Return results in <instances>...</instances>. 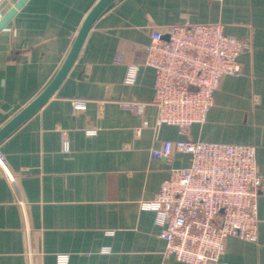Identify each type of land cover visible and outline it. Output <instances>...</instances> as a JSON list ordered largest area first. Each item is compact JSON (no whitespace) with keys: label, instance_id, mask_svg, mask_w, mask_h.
Instances as JSON below:
<instances>
[{"label":"crops","instance_id":"crops-1","mask_svg":"<svg viewBox=\"0 0 264 264\" xmlns=\"http://www.w3.org/2000/svg\"><path fill=\"white\" fill-rule=\"evenodd\" d=\"M16 1L0 0V19ZM99 1L28 0L0 31V129L50 83ZM214 22L250 42L241 73L222 77L204 123L157 127L155 71L144 65L152 33ZM74 99L86 108L74 112ZM168 140L254 146L264 176V0H118L104 11L54 94L0 142V264H189L164 256L155 212L142 208L171 168L191 164L180 151L171 163L151 157ZM257 218V239L229 236L218 264H264V187Z\"/></svg>","mask_w":264,"mask_h":264},{"label":"built area","instance_id":"built-area-1","mask_svg":"<svg viewBox=\"0 0 264 264\" xmlns=\"http://www.w3.org/2000/svg\"><path fill=\"white\" fill-rule=\"evenodd\" d=\"M166 35L168 39L161 31L152 33V41L145 46L144 65L155 71L157 127L174 125L185 133L193 124L207 120L222 77L241 73L238 57L251 44L226 34L221 22L172 25ZM138 70V65L128 66L127 84L136 82ZM122 105L138 114L147 106L139 101ZM72 107L74 112L84 110L86 101L74 99ZM63 149H68L66 140ZM173 151L188 153L190 166L171 168L156 196L142 202L143 209L155 212V223L166 243L164 256L189 264H218L229 236L255 241L257 198L264 187L256 148L168 140L150 154L171 163ZM6 174L17 189L16 178L8 170ZM58 260L66 263L68 255L61 254Z\"/></svg>","mask_w":264,"mask_h":264},{"label":"water","instance_id":"water-1","mask_svg":"<svg viewBox=\"0 0 264 264\" xmlns=\"http://www.w3.org/2000/svg\"><path fill=\"white\" fill-rule=\"evenodd\" d=\"M27 1L28 0L16 1L14 6H12L9 11L0 19V31L6 26V24L14 17L17 11L22 8V6ZM117 1L118 0H100L89 12L85 20L83 21L76 35V38L56 75L45 87V89L29 105H27L9 123H7L3 128L0 129V142L11 135L23 122L31 118L54 94V92L64 81L72 66L76 62L77 58L79 57L82 49L84 48L90 29L92 28L97 18ZM164 38L168 39V35H165Z\"/></svg>","mask_w":264,"mask_h":264}]
</instances>
